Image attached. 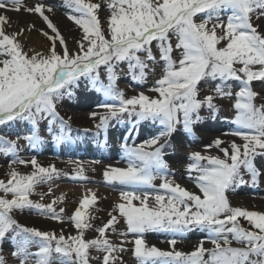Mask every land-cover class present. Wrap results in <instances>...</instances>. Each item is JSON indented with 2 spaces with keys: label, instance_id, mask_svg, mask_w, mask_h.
Returning <instances> with one entry per match:
<instances>
[{
  "label": "snow or ice",
  "instance_id": "obj_1",
  "mask_svg": "<svg viewBox=\"0 0 264 264\" xmlns=\"http://www.w3.org/2000/svg\"><path fill=\"white\" fill-rule=\"evenodd\" d=\"M63 4L69 9L67 18L83 33L75 51L69 50L45 14L53 11L51 6L38 3L27 7L24 0H0V9L38 14L55 34L40 30L51 42L50 47L47 53L30 50L33 54L29 55L19 40L24 29L6 32L10 20L0 14V126L23 121L31 125L30 134L23 137L0 135V155L12 157L7 181L0 179V244L6 238L13 239L12 255L20 264H90L92 260L123 264L121 254L128 251L127 243L133 244L138 264H264V212L234 207L227 195L249 182L256 186L262 175L257 157H264V103L257 104L261 94L254 90L253 82L264 84V0H106L110 13L107 35L99 16L100 3L63 0ZM122 63L136 83L145 82L156 65L162 64V77L148 89L157 96L140 92L126 98L117 84ZM102 68L107 82L101 79ZM81 78L110 101L100 105L104 112L90 114L99 116L98 130L106 132L115 120L134 124L151 121L159 124L161 131L134 147L125 144L127 167H109L104 172L107 183L129 189L121 191V202L113 208L116 214L110 212L107 223L93 229L90 220L94 217L87 214L97 203L92 192L67 218L77 234L65 236L63 232L24 226L13 215L30 209L61 223L65 219L61 215L64 209L57 213L54 207L57 199L48 204L31 199L37 186L51 184L59 170L54 165L41 166L34 157L19 158L18 141L22 138L29 146H39L43 142L40 125L47 120V131L62 142L71 125L57 105L72 94ZM210 81L219 83L211 89L212 94L200 98L201 82ZM234 86L238 89L235 92ZM217 99L234 100L231 123L236 128L225 135L238 137L243 143L218 137L205 148L214 147L222 156L199 151L190 154L188 171L197 175L189 179L201 196L165 175L169 165L164 150L180 128L193 132V125L202 119V108L217 115ZM57 123L59 128H54ZM28 164L33 169L28 174L14 167ZM76 171V178L86 179L82 167ZM157 179L163 181L160 187L164 194H156L150 206L149 194L140 189L154 188ZM50 193L51 188L49 193L40 194V200ZM58 199L63 202L64 197ZM133 201H139V206ZM239 218L247 220L252 230L241 226ZM121 219L125 231L116 227ZM90 229L97 235L86 239ZM197 229L208 234L213 247L206 248L205 241L200 240L191 252L176 250L177 237L184 238ZM150 232L171 233V250L150 246L145 240ZM130 234L133 240L127 239ZM109 235L119 236L120 242L113 243ZM32 247L38 250L32 252ZM90 250L102 253V258L91 256ZM0 264H6L2 255Z\"/></svg>",
  "mask_w": 264,
  "mask_h": 264
},
{
  "label": "bare ground",
  "instance_id": "obj_2",
  "mask_svg": "<svg viewBox=\"0 0 264 264\" xmlns=\"http://www.w3.org/2000/svg\"><path fill=\"white\" fill-rule=\"evenodd\" d=\"M46 0H39L37 4L44 3ZM27 7H34L36 4L34 2H26ZM57 8V6H55ZM55 11V12H54ZM56 10H53L51 13L45 12L46 15L57 19L58 17L54 15ZM0 14L6 15L10 20V25L5 26V30L8 33L19 32L22 28L24 29L23 34L19 37L20 40L26 41L34 46L36 50H41L44 48L42 40L39 36V29L41 28V22L37 18V15L34 13H28L23 9L20 12L10 11L6 9H0ZM57 17V18H56ZM57 21H59L57 19ZM30 25L34 27H29ZM70 40L74 41L75 38L70 37ZM77 41V40H76ZM133 91L135 88L130 87ZM96 90V91H95ZM110 102L106 100V97L103 94L98 93L97 89H91L90 84L82 82L78 87H74L71 95L65 96L66 105L62 104L63 110L61 111V116L65 119L70 118V123L73 125L71 127L72 133L77 135L76 141H72L73 138L66 137L62 142H58L55 138L51 140L50 138H43V142L39 146H31L19 152V158L30 160L31 158H36L38 163L41 166H55V168L62 169L78 165V160H90L91 158H97L101 160L102 168L108 169L109 167L123 168L122 165L127 166V159L125 157L124 149L121 146V142L127 144L128 141L135 140L136 132L139 134V139L147 140L150 137L156 135L161 131V126L151 122L144 121V123L137 124L135 127V133L131 135H125L127 130L130 129V126L123 128V126L118 125L114 128H110L108 133L101 134L98 144L95 142L98 134L93 135L94 142L90 137L87 141L84 131L89 128H92L93 123L99 119V116L93 118L90 114L93 112L102 113L105 111L103 108L99 109H90V105L100 106L102 103ZM202 119L193 125V132H185L180 128L173 136L170 138V143L166 146V160L168 161L169 169L166 171L167 175L173 177L170 180H173L175 183H179L182 187L187 190L197 193L195 183L189 179V176H192L193 172H189L188 169L184 166L188 165L190 161V154L192 152L199 151L202 154H211L219 155L218 150L214 147L211 149H206L205 146L211 144L216 138H221L223 140L232 141L235 140L236 143H243L238 137H233L231 135H225V133H230L235 130L236 126L232 124L228 119L216 118L212 119L207 117L206 114H200ZM219 119V120H218ZM218 120V121H214ZM221 123V124H220ZM81 124V128H76L75 125ZM130 124V123H129ZM140 127H139V126ZM16 129H13L14 127ZM9 126H0V128L5 129ZM139 127V128H138ZM26 128L24 122H19L18 124L12 125L10 130H21ZM9 131V130H8ZM89 132V131H88ZM103 140V141H102ZM73 142V146L71 145ZM142 143V142H141ZM97 144V145H96ZM75 147V148H74ZM80 151H79V150ZM179 150V151H178ZM84 155V156H81ZM80 157V158H79ZM91 157V158H89ZM12 157H0V178H8L6 173L8 172V163ZM257 164L263 170L262 175L259 178V182L256 186H253L250 182L248 184L237 187L234 191L228 192V198L231 205L235 207H242L245 209H256L259 212H264V186L260 182L264 177V157H259L257 159ZM257 165V166H258ZM17 170L28 171L32 167L30 164L27 166L16 165ZM245 180L250 181V177L245 175ZM67 182H62L65 187H77L81 185H89V183H98V180L88 179H78L76 177H69ZM264 181V180H263ZM262 184V185H261ZM197 188V187H196ZM92 190L98 191L95 187H91ZM198 189V188H197ZM154 190L153 187H144L140 189L141 192H148ZM161 192L164 193V190L161 188ZM98 192H101L99 190ZM22 215L24 217L20 218L22 225L27 227H33L37 229H45L47 231H54L57 234L63 232L69 234L72 228L69 224H56L49 226L47 222L43 219L32 218L30 211H23ZM45 217V216H42ZM162 234L149 233L148 237L150 239V245L156 247L167 248L171 250V246L168 243V240L173 238L171 233L158 232ZM178 243L176 245V250L191 252L194 250L196 245L200 240L205 241V247L211 248L213 245L208 242V234L196 230L186 234L184 238L177 237ZM166 249V250H167Z\"/></svg>",
  "mask_w": 264,
  "mask_h": 264
},
{
  "label": "rangeland",
  "instance_id": "obj_3",
  "mask_svg": "<svg viewBox=\"0 0 264 264\" xmlns=\"http://www.w3.org/2000/svg\"><path fill=\"white\" fill-rule=\"evenodd\" d=\"M26 2H34L35 4H37V2H39V0H24V3ZM91 2L93 3H100L101 4V9L99 11V16L101 19V25L102 28L105 30L106 35H107V28H108V24H107V20L108 17L110 15L109 11L107 10V5H106V0H91ZM44 5H49L52 7L53 10H56V14H58L59 12V17L58 15H56L57 19L59 21H57V19L52 18L49 16V19L52 20V22L55 24V26L58 28V30L60 31V33L63 35V37L65 38L68 48L70 51H75L77 48V44H76V40L78 41L80 39V37L82 36V30L79 29V27L72 21H70L67 18V14L69 12V9H67L64 4H63V0H46L44 3H41ZM57 6V8L55 7ZM55 12V11H54ZM34 14V13H33ZM36 14V13H35ZM37 18L40 20L41 22V28L39 29V36L40 39L42 40L43 46L44 48L41 50H36L34 48V46L26 41H21V43L23 44V49L25 52H28L29 55L33 54V51H39V52H43V53H47L48 48L50 47L51 42L47 39V37H45L42 34L43 32H48L49 35H55L51 32L50 29L47 28L46 23L43 21L42 17H40L38 14ZM198 19V18H197ZM42 30V31H40ZM73 37L75 38L74 41L70 40L69 38ZM173 41L175 42V38L173 37ZM33 50V51H30ZM57 50H60V45L57 41ZM156 51V49L154 48V52ZM176 55V53H174V56ZM121 69H123V72L120 74V77L117 81L118 87L124 92L125 97L126 98H130L132 96L138 95L140 92H144L146 95H149L151 97H156L157 94L151 91H148V89L152 88L155 86V81L158 80L159 78L162 77V64H158L155 67V71L150 73L148 75V78L145 80V82L143 83H136L132 80L131 75L128 74L127 71V67L125 64H121L119 66ZM101 79H105L106 81V77L104 75V70L103 68L101 69ZM82 82H86L88 84H90L87 80L81 78V81L79 82V84H81ZM216 83H219V81H210L207 84H205L204 82H201V91H200V98H203L206 95L212 94L211 89L214 87V85ZM91 86V84H90ZM253 86H254V90L259 92L261 95L259 97H257V104L260 103H264V99H261V97H264V84H262V82L259 81H254L253 82ZM130 87L135 88V91H133ZM91 89H95L91 86ZM74 90V88L71 90V92ZM238 89L234 86L233 87V91H237ZM96 91V90H95ZM98 91V90H97ZM99 95L103 94L102 92L98 91ZM104 95V94H103ZM66 96V95H65ZM65 96L64 98L60 101V103L57 105V109L59 111V113L61 114V111L63 110V108L65 109V107H63L62 104L66 105L65 103ZM220 108V111L217 115L213 116V114L211 113L210 110H208L207 108H202L200 110V114L204 113L206 114L207 117H210L212 119H216V118H222V117H226V118H222V119H228L230 122L232 121V119L235 116V110L232 107V104L234 102V100H219L217 99L215 101ZM67 106V105H66ZM101 108L100 106L97 105H90V109H99ZM63 117V116H62ZM64 118V117H63ZM65 119V118H64ZM132 120H134V118H131ZM67 120V119H66ZM219 120V119H218ZM218 120H214V121H218ZM24 124L26 125V128H22L21 130H15V131H11L12 129H9L11 127H7L5 129L0 128V135H6L8 136V138L10 139H16L17 136L23 137L24 135L30 134L31 132V125L26 122L23 121ZM142 123H144V121H141ZM139 122V123H141ZM99 123V119L96 120L93 123L92 128H89L88 131H84V135H86L87 137V141L89 140V138H92V141L94 142V138L93 135L98 134V138L95 139V142L98 144L99 140H100V136L102 133H108V130H110V128H114L118 125L123 126L124 129H126V127L130 126V129L127 130V133L125 134L127 135H133L135 133V127L137 128V124L139 123H130V122H117V121H112L110 126L108 127L107 131H102V130H98L96 128V124ZM130 123V124H129ZM156 124V123H155ZM221 124V123H220ZM71 127L73 126L70 123ZM79 125H75L76 128H81ZM159 125V124H157ZM139 126V125H138ZM160 126V125H159ZM14 127V126H13ZM47 127H48V121H42L41 125H40V134L43 138H50L51 140H54L55 136L51 133H49L47 131ZM71 127L69 129H67L66 131V137L68 138H73L72 141H76V137L77 135H74V133H72ZM140 127V126H139ZM138 127V128H139ZM54 128H59V124L57 123ZM13 129H16V127H14ZM135 129V130H134ZM9 130V131H8ZM64 134V133H62ZM136 139L135 140H131L127 142V145L129 147H134L136 145H139L141 142H144V140H141L138 138L139 134L138 132H136ZM18 143L21 145L20 151L26 149L27 147H31L28 145L27 141L23 140L22 138L18 141ZM123 142H121V146L125 145L122 144ZM96 144V145H97ZM71 145L73 146V142H71ZM75 148V147H74ZM79 150V149H78ZM80 151V150H79ZM179 151V150H178ZM165 155H164V159L166 158V148L164 150ZM219 155L222 156V153H219ZM3 155H0V157H2ZM84 156V155H81ZM5 157V156H4ZM80 158V157H79ZM91 158V157H89ZM259 158V156L257 157V159ZM12 158H10L11 160ZM166 160V159H165ZM77 162L78 165L75 166H69L67 168H62V169H58L60 172V175L58 177H56L51 184H42V185H38L36 188V194L31 196V199H33L34 201H39L42 202L44 204H48L50 203L53 199H57L58 202L56 205H54V207L56 208L57 213L60 212V209L63 208L64 212L61 214L65 219L64 222H58L56 220H52L46 217H42V215H39L36 213L35 210H30V209H25L24 211H30L32 218H37V219H43L45 222H47L49 224V226H53L56 224H69V226L72 228V230L70 231L69 234H65V236L68 235H76L77 231L74 228L72 222L70 220H68L67 218L72 216L73 213L75 212V210L79 207L80 202L82 201V199L87 195L89 196V198L91 197V193L95 192L96 197H97V203L95 205H92L89 207L88 209V213L90 214L91 217H94V219H91L90 222L93 225V229L94 228H98V227H102L105 223H107V221L110 219L109 213L112 212V214H116L113 212V208L115 207L116 204L120 203V194L121 191H127L129 190L126 186L123 185H119V184H109L106 182L105 177H104V172L107 169H103V171L99 170V168H102L103 166H101V160L97 159V158H91L90 160H78ZM166 162H168L166 160ZM191 163V162H190ZM9 164V163H8ZM258 165V164H257ZM16 166V165H14ZM78 167H82L83 168V175L85 177H87L88 179H92V180H98V183H89V185H81V186H77V187H65L63 186L62 182H67L66 180L69 177H76L77 176V168ZM184 168L188 169V165L184 166ZM259 167V165H258ZM261 168V167H260ZM33 169L31 168L28 171H20L23 174H28L32 171ZM261 170H263L261 168ZM165 175H167V173L165 172ZM195 175H197L196 173H192V176L194 177ZM168 177H170L171 179H173V177H171L170 175H167ZM263 180L264 177L262 176ZM1 179V178H0ZM8 178L4 179L5 181H7ZM260 180V182L263 184H261L262 186H264V181ZM162 180L161 179H157L154 181V190L152 191H148L146 193L149 194V205H153L154 204V199L153 197L156 194H164L163 192H161V187L160 185L162 184ZM91 187H95V189H97L98 191L101 190V192H96L95 190H92ZM51 188V193L48 195L44 196V199L41 201L40 200V194H47L49 193V189ZM198 195L202 194L199 192V189H197L195 187ZM3 193H0V196H2ZM63 196V202H59V197ZM10 198V196H9ZM133 203L137 206H139V201H133ZM233 206V205H232ZM235 207V206H234ZM250 211H257L256 209H247ZM259 212V211H258ZM86 214V215H87ZM13 215L15 216V218L19 221V223H21L20 218L24 217L22 215V212H14ZM239 222L241 224V226H243L246 229L252 230L251 229V225L249 224V222L247 220H245L244 218H239ZM22 224V223H21ZM116 227L118 228L119 231H125L126 230V225L124 223V220L121 219L120 223L118 225H116ZM41 231H47L45 229H40ZM199 231V229H197ZM196 231V230H194ZM193 232V231H191ZM204 232V231H203ZM150 233H156V232H150ZM206 233V232H205ZM149 233L145 234V240L147 243H150V239L148 237ZM157 234H162V233H158ZM97 235V233L90 229L86 232L85 234V238L86 239H91V238H95V236ZM109 238L113 241V243H119L120 242V237L117 235H109ZM128 240H133L134 236L132 234L129 235V237L127 238ZM14 244L15 241L11 238H6L5 241L0 244V255L3 256L6 264H20L19 260L16 259L15 257H13L12 253L14 251ZM150 245V244H149ZM152 246V245H150ZM233 246H236L235 244ZM125 247L128 249V251L124 252L121 254V259L123 261V264H138L136 258L133 255V244L132 243H127L125 245ZM161 250H166L167 248H161V247H157ZM38 249L35 247L31 248L32 252H36ZM169 249H167L166 251H168ZM186 252L187 251H183ZM190 252V251H189ZM91 256L93 257H101L102 258V253H98L95 250H90ZM205 259H207V256L205 257ZM90 264H100V260H92L90 262Z\"/></svg>",
  "mask_w": 264,
  "mask_h": 264
}]
</instances>
